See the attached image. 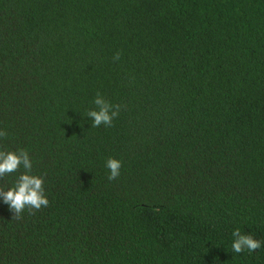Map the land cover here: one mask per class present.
Masks as SVG:
<instances>
[{
  "label": "trees",
  "instance_id": "1",
  "mask_svg": "<svg viewBox=\"0 0 264 264\" xmlns=\"http://www.w3.org/2000/svg\"><path fill=\"white\" fill-rule=\"evenodd\" d=\"M0 133L50 202L0 200V264H264V0H0Z\"/></svg>",
  "mask_w": 264,
  "mask_h": 264
},
{
  "label": "clouds",
  "instance_id": "2",
  "mask_svg": "<svg viewBox=\"0 0 264 264\" xmlns=\"http://www.w3.org/2000/svg\"><path fill=\"white\" fill-rule=\"evenodd\" d=\"M115 58L119 59V56ZM93 103L97 110H91L87 113V117L91 120V127L111 126L113 120L119 115V106L111 104L99 93ZM105 166L109 170V180H115L121 175L123 165L120 160L109 158ZM21 167L25 171L18 176L14 186L7 191L0 190V200L15 213L14 217H17L25 209L40 210L48 207L50 203L45 193L44 179L41 176L31 174L33 162L28 152L0 150V177L16 173ZM232 236L231 248L236 254L245 251L253 253L262 246L261 241L251 235H242L238 229L232 233Z\"/></svg>",
  "mask_w": 264,
  "mask_h": 264
}]
</instances>
